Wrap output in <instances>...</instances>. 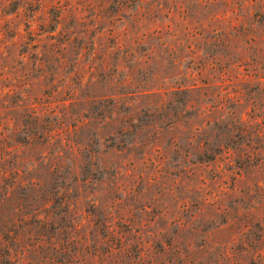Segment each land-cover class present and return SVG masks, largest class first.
Segmentation results:
<instances>
[{
	"label": "rangeland",
	"instance_id": "obj_1",
	"mask_svg": "<svg viewBox=\"0 0 264 264\" xmlns=\"http://www.w3.org/2000/svg\"><path fill=\"white\" fill-rule=\"evenodd\" d=\"M0 264H264V0H0Z\"/></svg>",
	"mask_w": 264,
	"mask_h": 264
}]
</instances>
